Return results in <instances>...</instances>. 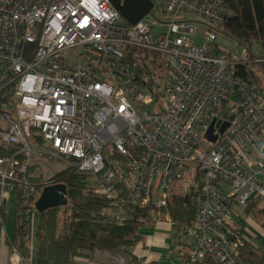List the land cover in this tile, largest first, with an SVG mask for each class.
Returning <instances> with one entry per match:
<instances>
[{
	"label": "built area",
	"instance_id": "1",
	"mask_svg": "<svg viewBox=\"0 0 264 264\" xmlns=\"http://www.w3.org/2000/svg\"><path fill=\"white\" fill-rule=\"evenodd\" d=\"M151 2V13L131 25L111 0H0V246L7 264H33L11 246L2 210L13 202L14 212L19 193L25 199L35 191L28 173L34 155L46 154L41 147L91 177L115 225L130 218L129 208H150L153 224L166 221L173 230L172 186L191 172L200 183L197 222L173 244L189 247L186 264H246L242 248L254 218L245 212L252 203L264 211V97L235 75L248 61L221 43L235 13L224 0ZM128 49L145 52L147 66L164 58L161 101L138 81ZM250 242L264 250V237ZM34 243L32 235V250Z\"/></svg>",
	"mask_w": 264,
	"mask_h": 264
},
{
	"label": "trees",
	"instance_id": "2",
	"mask_svg": "<svg viewBox=\"0 0 264 264\" xmlns=\"http://www.w3.org/2000/svg\"><path fill=\"white\" fill-rule=\"evenodd\" d=\"M224 1L235 16L223 29V35L246 50L244 58L248 61L247 64L236 67L235 75L264 97V62H253L264 60V0ZM126 59L135 69L137 79L141 77L138 81L149 88L156 101H161L162 90L157 83L164 81V58L155 56L152 75L144 73V61L148 59L145 52L128 49ZM139 62L142 63L140 67H135ZM11 150L8 148L6 152ZM44 174L39 165H31L28 177L35 191L25 196V199L19 193L14 204L11 246L18 249L27 261L32 259L33 235L38 264H77L78 260L93 261L98 254L118 252H123L130 258L128 264H144V260L133 254V250L143 241L141 231L154 223L150 208H129L130 218L123 224L109 223L104 215L110 207L109 202L97 195L91 177L76 167H64L52 177L50 184L66 187L68 204L40 214L35 205L44 189L50 185L45 182ZM199 184L197 178L188 193L170 194L168 207L175 235L187 233L197 222ZM256 207L257 204L252 203L245 214H252L256 219L264 217V211H258ZM6 215L7 208L4 207V221ZM31 215H37L35 226H32ZM184 246L185 244L175 245L174 251L183 254L184 262L188 263L190 249ZM242 256L246 264H264V250L250 241H245ZM206 264L215 263L211 261Z\"/></svg>",
	"mask_w": 264,
	"mask_h": 264
},
{
	"label": "rangeland",
	"instance_id": "3",
	"mask_svg": "<svg viewBox=\"0 0 264 264\" xmlns=\"http://www.w3.org/2000/svg\"><path fill=\"white\" fill-rule=\"evenodd\" d=\"M223 41H221V43L224 45V49L225 51L228 53H230L232 55V58L234 59H245L244 57L246 56V54H244L245 50L244 48L238 46L237 43H235L234 41H232L231 39L227 40V39H221ZM255 49L257 51H259V49L257 48V46H255ZM142 63H138V66L140 67ZM145 65V63H144ZM145 75L146 74H150L152 75L153 73V65L152 66H147L145 65ZM158 86L160 87L159 89L164 90L165 87V82L164 81H159ZM34 147V145H33ZM208 148L209 145L207 146ZM40 150H42L43 152H46V154L44 155H34V158L31 160V165L37 164L39 165V167L44 171V176H45V182L50 184L51 183V179L52 177L61 172L64 169V165L63 163L56 159L51 157L50 155H48V153H50V149L47 147H41ZM191 172H187L184 179L182 180H176L172 186V192L174 193H180L182 195L186 194L189 192V190L191 189L192 186H194L195 181L191 178L190 176ZM51 186V184L49 185ZM9 209V212H8ZM258 209V207H257ZM256 209V210H257ZM14 212H13V202L11 203V206L9 205L7 208V215H6V221H5V227L7 230V234L8 236L12 237L13 234V229H14ZM254 220H252L250 223L247 224V228H246V236L245 239L247 241H251L252 238L255 235H259L264 237V217H257V219L255 217H253ZM35 221V222H34ZM33 222L36 224L37 223V215H35V220H33ZM34 224V225H35ZM195 230L197 229L196 227L194 228ZM175 237V233L172 232V238L174 239ZM190 241V239L188 240V242ZM36 245V243H35ZM34 247V245H33ZM37 247V246H36ZM1 249V246H0ZM115 255H117L118 257H120V259L122 261H124V263L121 264H128L129 262V257L124 254L123 252H118ZM181 254L178 253L177 251H173V252H169V258L173 259L175 261L176 264H185L180 258ZM98 259H101L102 256L98 255L97 257ZM102 263H106V261L102 260ZM114 262V261H113ZM115 264H120V263H115Z\"/></svg>",
	"mask_w": 264,
	"mask_h": 264
},
{
	"label": "crops",
	"instance_id": "4",
	"mask_svg": "<svg viewBox=\"0 0 264 264\" xmlns=\"http://www.w3.org/2000/svg\"><path fill=\"white\" fill-rule=\"evenodd\" d=\"M14 220V219H13ZM143 241L134 248L133 254L144 260V264H170L169 252L176 248L173 244L172 230L166 221L153 224L141 231ZM255 244V243H254ZM256 245V244H255ZM98 255L102 258L98 259ZM93 261L78 260L77 264H115V254H98ZM33 264H38L37 247L34 243L32 250ZM104 260L106 263H102ZM8 256L4 249H0V264H7ZM114 261V262H113ZM185 263V262H184ZM186 264V263H185Z\"/></svg>",
	"mask_w": 264,
	"mask_h": 264
},
{
	"label": "water",
	"instance_id": "5",
	"mask_svg": "<svg viewBox=\"0 0 264 264\" xmlns=\"http://www.w3.org/2000/svg\"><path fill=\"white\" fill-rule=\"evenodd\" d=\"M111 2L121 16L131 25L139 23L151 13L154 8V4L151 0H111ZM214 125L215 121L208 132V136L211 140H216V137H213L215 130ZM228 127L229 124H225L220 132L223 133ZM67 204L66 187L63 185H51L44 189L35 208L37 212L41 214L51 209L64 207Z\"/></svg>",
	"mask_w": 264,
	"mask_h": 264
}]
</instances>
